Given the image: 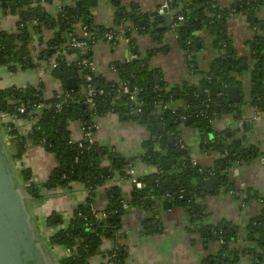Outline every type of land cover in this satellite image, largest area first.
<instances>
[{"label": "trees", "instance_id": "obj_1", "mask_svg": "<svg viewBox=\"0 0 264 264\" xmlns=\"http://www.w3.org/2000/svg\"><path fill=\"white\" fill-rule=\"evenodd\" d=\"M62 1L64 5L61 11L54 15L45 6L51 4L52 0H45V3L37 0H0V13L15 18L13 30L7 31L0 27V66H5L9 72L33 70L38 60H44L46 58L43 57L63 50L65 53L57 57L58 66L53 69L52 75L64 89L67 79L74 78L76 82L75 89H68L72 93L68 104L60 111L52 108L45 110L32 125L29 134L18 133L13 123L6 124L14 161L23 156L26 140L41 145L56 158L57 167L45 182L47 188L62 186L70 181L83 182L89 188L85 203L76 207L66 225L48 237L52 247L68 250L59 257L58 264H89V260L101 249L105 240H109L111 245L106 248L107 252H103V256L114 254L109 264H124L127 248L122 241L123 216L130 207L150 213L159 201L165 206L181 207L186 212V230L190 235H197L204 248L213 242L219 244L215 253L204 254L198 264H238L243 257H248L251 264H264V197L256 195L250 188H236L228 179V169L233 161H240L241 158L246 163L251 161L256 148L232 153L223 146L227 137L226 130L217 131L212 128L213 118L223 113H232L235 119L241 118L240 104L243 98L239 104L229 105L227 87L240 85L238 77L244 71H248L249 76V104L264 112V36L259 32L258 21L259 14L264 11V0H232L228 5L216 0H172V8L183 16L177 29V46L183 53L191 78H196V83H192V79L185 80L174 87H170L162 79L160 70L151 62L156 54L168 51L167 45L152 46L142 57L137 56L113 65L114 79L94 74L77 65L79 58L72 60L76 51L68 45L69 34L74 33L76 26L81 24L86 26L90 40H98L103 38L107 27L94 20L92 9L97 6L98 0ZM107 1L115 10L114 26L126 22L133 27H142L140 20L147 19L137 3L122 5L121 0ZM232 15H241L252 31V36L247 41L249 54L244 57L234 55L232 40L226 32V22ZM256 17L258 20H255ZM155 28V24L147 22L137 32L149 36L153 41H160L165 32L157 33ZM202 29L209 30L215 36L211 43L214 57L206 68L199 63V56L195 54L199 51L196 34ZM44 33H49L48 39H43ZM124 34L130 36L129 31ZM35 40L38 41V47L35 46ZM92 42L89 43L91 47ZM136 43L137 39L130 37V46L136 48ZM91 47L86 53L88 57H92ZM249 61L252 62L251 66ZM155 74L160 76L158 85L154 83ZM86 75L92 77L91 82L97 91L102 90L101 94L95 93L92 105L85 101V95L81 91L87 84ZM124 84L128 88H142L140 111L136 115L130 114L128 94L120 89ZM198 85L202 86V94L197 90ZM170 99L183 105L156 111L159 104ZM42 100L44 101V86L41 81L28 83L25 89L15 85L8 86L0 89V113L14 112V105H25L29 109L33 102ZM107 112L116 113L125 120L146 127L147 136L141 141V151L134 157L123 158L96 142L89 148H86V143L81 147L77 143H68L71 122H78L83 129ZM212 112L215 114L212 115ZM182 116L185 119H181ZM198 122L202 125L199 147L208 154H217L210 166L192 164L188 147H181L177 143L182 138V128H193ZM159 127L163 128L162 132ZM168 134L174 135L172 143L167 142ZM245 152L251 155H245ZM105 160L108 164L104 166ZM135 160L154 165L158 171L153 176L139 177L145 187L132 188L127 200H124L116 187L108 188L106 203L102 209L106 216L95 219L91 213L94 190L103 185L114 172L123 178L127 168ZM17 172L27 194L32 198H39L38 188L31 180V168L21 166ZM206 179H212L213 193L206 192ZM221 189L232 191L243 204L250 200L259 204L258 213L245 224L244 237L253 243L252 246H238L241 232L237 224L208 221L209 213L202 201L207 196L217 195ZM48 222L55 223V219L49 218Z\"/></svg>", "mask_w": 264, "mask_h": 264}, {"label": "crops", "instance_id": "obj_2", "mask_svg": "<svg viewBox=\"0 0 264 264\" xmlns=\"http://www.w3.org/2000/svg\"><path fill=\"white\" fill-rule=\"evenodd\" d=\"M106 1L104 0L105 3ZM216 1L223 5H228L232 0ZM98 2L100 3L99 0ZM161 2L162 0H121L122 5L137 3L143 13L147 15L146 20L148 23H150L148 21L149 11L155 9ZM105 3L102 5L97 4L92 9V14L96 23L110 25L113 22L115 10L109 2L110 7L106 9ZM104 8L106 9L105 11ZM10 20V17L1 18L0 26L6 29L10 28ZM258 21L259 32L264 36V11L259 14ZM155 25L158 26L159 24L156 23ZM225 27L228 36L232 40L234 55L237 57L247 56L249 54L247 41L251 38L252 31L247 27L243 17L241 15H232L227 20ZM196 36L200 46H198L199 51L195 53L199 56V63L202 65L204 61L208 60L209 62L208 58L214 53L211 43L215 36L207 29L198 31ZM135 38L137 39L136 48L130 46L124 40H120L116 46H111L104 40H98L92 47V58L97 70L107 78L114 79L115 71L112 70L113 65L126 61L134 54L142 57L147 49L152 46L167 45L168 51L156 54L151 61L153 66L160 70L162 79L168 82L170 87L178 86L185 80H194L189 74L183 53L178 48L175 39L170 37V40L168 38L153 41L147 35H144V37L140 36V39L137 36ZM207 66L203 67L206 68ZM32 71L34 72L19 71L20 73L11 74L0 68V86L6 88L11 85L38 83L41 81L47 94L55 88L58 89L59 85L55 84L50 76L40 75L41 73H37L36 70ZM248 77V72L238 77L240 81V97L244 98L240 104L241 119L244 122H254L255 124H253L252 130L243 127L238 134L247 135L243 144L245 146L244 150L255 147L256 153L254 157L252 156L251 161L247 163L242 158L240 161L234 160L228 169V179L236 188H250L255 191L256 195L264 197V114L258 116L255 120L250 117L252 107L245 101L244 97L246 95L247 99L250 100ZM232 116V113H223L213 118L212 128L217 131L226 130L228 121ZM2 122H4L5 136L9 143L10 135L6 132L7 125L5 124L7 121ZM95 123V142L108 150L117 152L126 159L134 157L141 151V141L146 138L148 133L144 125L125 120L113 112L98 116L95 118ZM13 125L18 133L24 134L25 131L23 129L27 127L28 122L22 117H17L13 121ZM69 129L71 130L72 138L76 139L79 137L80 130L76 122L70 123ZM181 137L189 149L191 158L202 166H210L214 162L217 154H208L199 147L201 140L199 130L194 127H184L182 128ZM238 146L239 144L234 141L231 143V148ZM247 154L251 155V153L245 152V155ZM14 162L17 169L21 166L31 168V180L37 186L40 197L32 198L30 207L42 231L41 234L49 242V235L66 225L76 207L85 203L89 188L80 181H70L62 186L47 188L45 182L54 173L57 167V160L52 153L47 152L41 145L33 144L30 140L25 142V151L21 159ZM107 164L108 161L105 160L104 166ZM130 170H132V175L138 177L153 176L157 171L154 165L138 160L132 162ZM113 177L107 179L103 185L98 186L94 190L93 204L97 210L103 209L106 203V190L110 187L119 189L124 200H127L130 196L132 185L129 181L117 179L113 182ZM202 203H204L209 213V222L228 221L238 225L241 232L238 242L239 247L253 245L251 241L245 240L244 231L246 221L256 215L260 209L256 201L250 200L243 204L237 196L221 189L217 195L207 196ZM52 217L55 219V223L48 222V219ZM187 221L186 212L181 207L165 206L161 201L156 204L155 209L150 213L130 207L122 218V241L127 248L124 264H198L204 254L215 253L219 244L213 242L207 248H204L197 235H190L187 232ZM152 223H155V226H152ZM49 244L57 258L62 257L64 250L52 247L50 242ZM110 245V241L105 240L101 249L89 260V264H104L103 250L109 248ZM238 264L251 263L248 257H243Z\"/></svg>", "mask_w": 264, "mask_h": 264}, {"label": "built area", "instance_id": "obj_3", "mask_svg": "<svg viewBox=\"0 0 264 264\" xmlns=\"http://www.w3.org/2000/svg\"><path fill=\"white\" fill-rule=\"evenodd\" d=\"M37 1H39L40 3H45V0H37ZM63 5L64 4H63L62 0H52L51 4H45L46 8L51 9V11L54 15L58 14L61 11ZM155 10L160 15L167 13V12L171 13L172 24L168 30V36L172 37V39L176 40L178 26L183 21L182 14L178 13V11H176L172 8V0H162V2L155 8ZM140 11H141V13H143V11L141 9H140ZM9 17L11 18L10 28L6 29V28H3L0 26L2 29H5L7 31H11L14 29L15 18L12 15L5 16V15H2L0 13V19L1 18H9ZM33 23L35 24L36 21ZM104 25H106L107 31L103 34V38L98 39V40H104L108 44H110L111 46H116L120 40H124L127 44H129L130 37L131 38L136 37V34H138L137 31L143 27V26L142 27H138V26L133 27V25H130L126 22H125V24H121L119 26H114L113 22L110 25L109 24H104ZM127 31H129V34H130V36H128V37L125 36V34H124ZM165 33H164V35H165ZM164 35L161 38V40L162 39L165 40ZM48 36H49V33H44L43 39H48ZM92 39L93 38H91V40H90V37L88 36V34L86 32V26H82L81 24H78L76 26L75 32L69 34V42H68L69 47H71L72 49H74L76 51V54L73 55L72 60L79 58L77 65L89 69L94 74H98V75H101L103 77H106L103 75V73H100L97 70L96 64H95L93 58L86 56L88 49L91 47L89 45L90 41H93L92 42L93 45L98 41V40H94V39L92 40ZM34 42H35V46L38 47L39 46L38 41L35 40ZM42 46H44V44ZM64 53L65 52L63 50H57L55 53L51 54L49 57H43L46 59L38 60L36 62V67L33 69V70H36L37 73H41L40 75L50 76L54 80L55 84L59 85L58 89L55 88L54 90H52L48 94L44 90V101L42 100V101L33 102L30 105L29 109H27V107L25 105H14V112L0 113L1 120L7 121V122H5V124L8 125L9 123H13V121H15V119L17 117H22L23 119L26 120V122H28L27 127H25L23 129V131H25L26 134H29L31 132L32 125L41 117V115L43 114V112L45 110L52 108L55 111H60L65 105L68 104V101L72 95V93H71L72 89L71 90L64 89L62 87V85L60 84V81L52 75L53 69L58 66L57 57L60 54L64 55ZM135 57H137L136 54L131 55L126 61L131 60ZM0 68L8 71L5 66H0ZM112 70L115 71V69L113 67H112ZM19 71H21V70H19ZM19 71H17V72H19ZM195 79L196 78H194V80L192 79L193 80L192 83H196ZM85 80L87 81V84L81 88V91L85 95V101L92 105L94 103L93 96L95 95L96 92L101 94L102 90H99V91L96 90L93 83L91 82L92 77L90 75H86ZM27 85H28V83H23L21 85H15V86H19L22 89H25V88H27ZM4 88L5 87L0 86V89H4ZM120 89L124 93L128 94V107H129L130 114L136 115L137 113H139V111H140L139 106L141 104L140 101L142 98L140 93L142 91V88L139 86H134L132 88H128V86L124 84V85H121ZM51 99H52V102H50ZM181 105H183V103H181L179 101H173L170 99L168 102H165L163 104H159V106L156 108V111L161 112L162 110H166V109H175L176 107L181 106ZM214 114L215 113L212 112V115H214ZM262 114H264V112L257 110L253 107L250 111V117L254 120ZM23 115H26L27 117H25ZM181 119H185V116H182ZM239 122H244V121H243V119L240 118ZM76 123L78 124L79 130H80V135L78 138L74 139L71 137V134H70L68 143L69 144L77 143V145L80 147L82 146L83 143H86L87 144L86 148H89L91 145H93L95 143L96 123L94 122L92 125H89L83 129L80 127L78 122H76ZM229 126H230V122H228L226 128H228ZM6 132H8V126H6ZM26 138H28V137H26ZM153 138H155V136H153ZM177 143L180 144L181 147L185 146V142H184L183 138H179ZM75 162H76V159H75ZM191 162L194 165L199 164L193 158H191ZM114 175H116L117 177L116 176L113 177ZM112 177H113V179H112L113 182L116 181L117 179L128 180L129 183L132 185V188L135 187L136 189H141V188L145 187V183L143 181H141L138 176L132 175V170H130V167L127 168L126 175L123 178L120 177L119 174H117V172L113 173V175L110 177V179ZM229 193L232 194V191L229 190ZM123 206L125 207V203H123ZM91 213L95 219H101V218L106 216V213L103 210H97L94 206L91 207ZM106 250L107 249H104L103 252H107ZM66 252H68V250H66V251L64 250L65 254H66ZM113 256H114L113 253H110L106 256H103V263L109 264L111 257H113Z\"/></svg>", "mask_w": 264, "mask_h": 264}, {"label": "water", "instance_id": "obj_4", "mask_svg": "<svg viewBox=\"0 0 264 264\" xmlns=\"http://www.w3.org/2000/svg\"><path fill=\"white\" fill-rule=\"evenodd\" d=\"M255 20H258V17ZM148 21L151 24H159L155 28L157 33L166 32L172 24V15L169 12L160 15L155 9H152L148 13ZM140 23L144 26L147 24V20L142 18ZM197 44L200 46L199 43ZM159 81V74H155L154 83L158 85ZM65 87L66 89H75V79H67ZM239 89V85L227 87V102L229 105L242 101ZM197 90L202 94L201 85L197 86ZM244 97L245 101L249 103L247 96ZM216 108L218 111V106ZM228 122H230V126L226 128L227 137L223 141L224 148H230L231 143L234 141L239 146L231 148V152L235 153L236 149L243 151L245 149L243 144L247 135H239V130L243 127L252 130L255 123L239 122V119H235L233 116ZM187 124L188 122L185 123V125ZM194 128L202 131L201 123H195ZM159 131L162 132L163 128L159 127ZM233 132L235 133L233 134ZM173 139V134L167 135L168 143H172ZM12 155L13 151L6 139L5 128L0 118V264H58L56 254L53 253L49 242L44 239L38 228L30 207L32 197L24 189ZM204 186L208 194L213 193L212 179H206ZM152 226H155V223H152Z\"/></svg>", "mask_w": 264, "mask_h": 264}, {"label": "rangeland", "instance_id": "obj_5", "mask_svg": "<svg viewBox=\"0 0 264 264\" xmlns=\"http://www.w3.org/2000/svg\"><path fill=\"white\" fill-rule=\"evenodd\" d=\"M99 1H100V3L98 2V4H100V5H102L103 3H105L104 0H99ZM105 4H106V5H105V8H106V9L110 7V5L108 4L107 1H106ZM100 5H99V6H100ZM105 8H104V11L106 10ZM113 18H114V16H113ZM7 24H8V23H7ZM7 27H8V26H7ZM136 36H137L138 39H140V36H141V37H144V34H138V35L136 34ZM164 38H165V39H168V38H169V40H170V37L168 36V31L165 33ZM195 54H196V53H195ZM210 54H211V53H210ZM210 54H209V55H210ZM212 57H214V54H211V55H210V58H208V59L210 60ZM208 63H209V62H208V60H207V61H204V64H202V65H203V66H207ZM6 72H8V71H6ZM20 72H31V73H32V72H34V71H32V70H26V71H20ZM20 72H11V74L20 73ZM6 74H8V73H6ZM33 75L36 76L35 73H33ZM239 200H241V199H239ZM36 222H37V221H36ZM245 224H246V223H245ZM37 225H38V228H39L40 232L42 233V231H41V229H40V227H39L38 222H37ZM240 237H241V233H240ZM218 247H219V245H218Z\"/></svg>", "mask_w": 264, "mask_h": 264}, {"label": "flooded vegetation", "instance_id": "obj_6", "mask_svg": "<svg viewBox=\"0 0 264 264\" xmlns=\"http://www.w3.org/2000/svg\"><path fill=\"white\" fill-rule=\"evenodd\" d=\"M157 27V26H156ZM159 33V32H158ZM213 40H215V38L213 39ZM249 66H251V64H252V62L251 61H249ZM244 65V62H242V66ZM245 72H248V71H244L243 72V74L245 73ZM238 104V103H237ZM235 105V104H234ZM235 148H237V147H235ZM230 151H231V146H230V148H228ZM237 150V149H236ZM236 152H239L238 150L236 151Z\"/></svg>", "mask_w": 264, "mask_h": 264}]
</instances>
